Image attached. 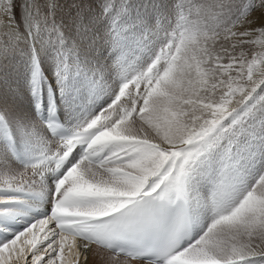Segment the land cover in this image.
Masks as SVG:
<instances>
[{
  "label": "snow or ice",
  "instance_id": "1",
  "mask_svg": "<svg viewBox=\"0 0 264 264\" xmlns=\"http://www.w3.org/2000/svg\"><path fill=\"white\" fill-rule=\"evenodd\" d=\"M71 2L0 0V264H264V0Z\"/></svg>",
  "mask_w": 264,
  "mask_h": 264
},
{
  "label": "rangeland",
  "instance_id": "2",
  "mask_svg": "<svg viewBox=\"0 0 264 264\" xmlns=\"http://www.w3.org/2000/svg\"><path fill=\"white\" fill-rule=\"evenodd\" d=\"M113 3L119 4L121 2L124 3H134V4H140L142 2V0H112ZM156 3H161V2H167V0H155ZM77 3H82V7L79 9V15L82 17L85 14L87 15H94L95 13L98 12V8H97V4L100 3V0H72V2L70 3V6L68 8L63 9V14L68 18L71 19L72 15L76 14V4ZM9 83L11 84V80L9 81ZM111 83V81H107L105 83V85H103L102 87H104L106 89L107 84ZM13 87H15L14 84H12ZM103 98V94L101 93V99Z\"/></svg>",
  "mask_w": 264,
  "mask_h": 264
},
{
  "label": "bare ground",
  "instance_id": "3",
  "mask_svg": "<svg viewBox=\"0 0 264 264\" xmlns=\"http://www.w3.org/2000/svg\"><path fill=\"white\" fill-rule=\"evenodd\" d=\"M88 102H90V101H88ZM100 102V100H97V103H99Z\"/></svg>",
  "mask_w": 264,
  "mask_h": 264
}]
</instances>
